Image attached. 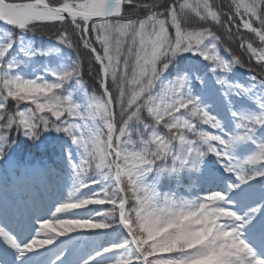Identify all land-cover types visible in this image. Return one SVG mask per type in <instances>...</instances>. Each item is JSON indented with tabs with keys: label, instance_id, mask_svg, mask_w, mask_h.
I'll return each instance as SVG.
<instances>
[{
	"label": "snow or ice",
	"instance_id": "obj_1",
	"mask_svg": "<svg viewBox=\"0 0 264 264\" xmlns=\"http://www.w3.org/2000/svg\"><path fill=\"white\" fill-rule=\"evenodd\" d=\"M13 133L67 196L0 220V264H264V200L230 195L264 177V0H0V159Z\"/></svg>",
	"mask_w": 264,
	"mask_h": 264
},
{
	"label": "rangeland",
	"instance_id": "obj_2",
	"mask_svg": "<svg viewBox=\"0 0 264 264\" xmlns=\"http://www.w3.org/2000/svg\"><path fill=\"white\" fill-rule=\"evenodd\" d=\"M45 45H54L52 42H46ZM70 54V53H66ZM189 55V54H185ZM240 79H246L240 73ZM58 134L53 133H45V138L56 137ZM20 139L25 144L30 143L31 141H26L23 136H19L16 133H13V139ZM37 154L32 159H27L21 168L17 167V160L10 150L8 156L4 159H0V217L4 218L6 222L11 221L13 215L17 214L18 218L23 217L29 223L33 222V216L39 215L44 216L48 212V203L51 201L50 197L52 196L49 190H56L60 192L62 196H67V189L65 187L67 183V175L65 172L61 171L57 168L58 159L60 156V150L57 148L54 151L48 150L45 151L42 147L37 148ZM214 159V158H213ZM10 162L14 165L10 166ZM39 166L40 168H52L56 169L57 175L52 177L51 180L48 178H44L38 175H32L28 172L29 169ZM215 167L222 172V169H219V165H215ZM46 179L47 184H43L41 179ZM234 179V177L230 178ZM49 185H51L49 187ZM27 188H40V193L32 198V203L34 208L29 205V202L23 198L19 200L17 189L21 187ZM238 194H230L232 195V199L237 203L235 205L236 209L239 211L245 210L248 206H255L259 204L262 200H264V194L261 192V187H259L253 181L249 182L247 185H242L240 189L237 190ZM59 198V199H60ZM12 215V216H8ZM261 215H264V209L261 211ZM12 226H14L12 224ZM15 231V227H13ZM72 236H86L93 240H100L102 237L96 236L92 233H74L70 234ZM28 234L24 236L21 240L27 238ZM67 237H61L60 240H66ZM59 244V242H57ZM52 248V251L55 252L56 248L53 246H49ZM52 253L40 250L37 254H29L28 259L25 264H34L37 258H46L49 257ZM59 264V262H57Z\"/></svg>",
	"mask_w": 264,
	"mask_h": 264
},
{
	"label": "trees",
	"instance_id": "obj_3",
	"mask_svg": "<svg viewBox=\"0 0 264 264\" xmlns=\"http://www.w3.org/2000/svg\"><path fill=\"white\" fill-rule=\"evenodd\" d=\"M231 2V0H216V3L217 4H229ZM225 11H227V8L224 9ZM214 31H217L218 33H221L222 30L219 29V27L217 26L216 28L213 29ZM55 29H49V30H46L45 31V35L43 37H40V36H37L35 38L37 44H44L46 42H52L55 44V41H49V35L48 33L49 32H54ZM233 31H235V29H233ZM246 39H252L254 41V46H257L259 47V42L255 40V38L253 36H251L250 34L246 35ZM224 45H222L221 47H223ZM99 47V46H97ZM232 47L234 49H238V40L236 43H233L232 44ZM72 55H75V53H72ZM243 59L245 61L248 60V55L247 54H244L243 55ZM254 63V61H253ZM240 73L243 75L244 78L247 77V72L246 70H240ZM85 80L87 81V83L89 84V87L90 88H94V84L92 82V80H90L87 76H85ZM16 143L13 144L12 146V152L17 160V167L18 169L25 163V161L27 159H32V157H35L36 154H37V149L36 147L33 146L32 142L28 143V144H25L23 141H21L20 139L16 138L15 139ZM27 157V159H26ZM254 183H256L257 185L261 186V183H264V177H261V178H257L256 180L253 181ZM22 190L24 192H26V189L24 187H22ZM26 196L28 197L29 195L27 194L26 192Z\"/></svg>",
	"mask_w": 264,
	"mask_h": 264
},
{
	"label": "bare ground",
	"instance_id": "obj_4",
	"mask_svg": "<svg viewBox=\"0 0 264 264\" xmlns=\"http://www.w3.org/2000/svg\"><path fill=\"white\" fill-rule=\"evenodd\" d=\"M41 181H42V183L43 184H47V181H46V179H41ZM49 192L51 193V197H50V199H51V201H49V203H48V208H51L53 205H54V203H55V201H57L59 198H58V196L59 195H61L60 194V192H57L56 190H49ZM8 216H12V215H9L8 214ZM18 219V215L17 214H15V215H13L12 216V218H11V221H9V222H7V223H9L10 224V226H12V224L14 225V222L16 221ZM0 220H2V221H4V222H6V220L4 219V218H2V217H0ZM13 227H15V225L13 226ZM15 231H17V229H15ZM28 233L25 231V232H22V233H20V238L22 239L24 236H26Z\"/></svg>",
	"mask_w": 264,
	"mask_h": 264
}]
</instances>
